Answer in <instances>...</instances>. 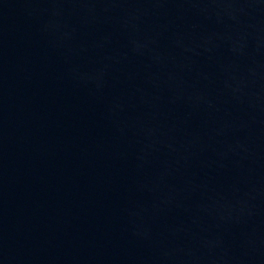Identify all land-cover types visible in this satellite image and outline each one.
Here are the masks:
<instances>
[{
    "label": "water",
    "instance_id": "water-1",
    "mask_svg": "<svg viewBox=\"0 0 264 264\" xmlns=\"http://www.w3.org/2000/svg\"><path fill=\"white\" fill-rule=\"evenodd\" d=\"M0 264H264V0H0Z\"/></svg>",
    "mask_w": 264,
    "mask_h": 264
}]
</instances>
